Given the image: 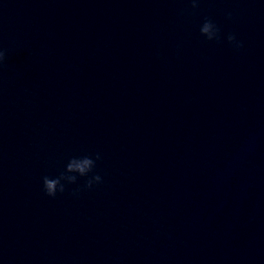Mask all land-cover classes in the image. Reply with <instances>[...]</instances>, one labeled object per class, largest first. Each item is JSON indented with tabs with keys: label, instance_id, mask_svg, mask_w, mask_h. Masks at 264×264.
I'll list each match as a JSON object with an SVG mask.
<instances>
[{
	"label": "water",
	"instance_id": "1",
	"mask_svg": "<svg viewBox=\"0 0 264 264\" xmlns=\"http://www.w3.org/2000/svg\"><path fill=\"white\" fill-rule=\"evenodd\" d=\"M96 153L101 183L44 193ZM0 264H264V0L189 3L1 106Z\"/></svg>",
	"mask_w": 264,
	"mask_h": 264
},
{
	"label": "clouds",
	"instance_id": "2",
	"mask_svg": "<svg viewBox=\"0 0 264 264\" xmlns=\"http://www.w3.org/2000/svg\"><path fill=\"white\" fill-rule=\"evenodd\" d=\"M193 10L199 7L200 0H189ZM228 19H231V13L227 14ZM199 32L207 41L219 42L221 39L220 28L216 23L210 19L205 18L203 23L199 27ZM227 41L235 50H239L243 47V42L238 40L234 34L227 35ZM7 49L0 43V70L3 69L5 61L7 59ZM101 159L99 153L92 155H83L78 157H72L68 160L64 167V170L56 176H44L42 177L43 191L51 198H55L58 193H64L66 185L74 184L78 177H89L84 185V188L91 189L94 184L102 182V177L94 172L96 162ZM90 174H92L90 176ZM80 189L73 192L76 195Z\"/></svg>",
	"mask_w": 264,
	"mask_h": 264
}]
</instances>
